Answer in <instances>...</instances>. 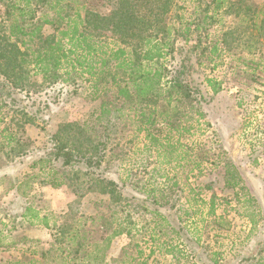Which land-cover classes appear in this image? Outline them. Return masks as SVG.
<instances>
[{"label": "rangeland", "instance_id": "obj_1", "mask_svg": "<svg viewBox=\"0 0 264 264\" xmlns=\"http://www.w3.org/2000/svg\"><path fill=\"white\" fill-rule=\"evenodd\" d=\"M13 1L0 2V22L7 19V6ZM234 1L240 0H173L168 21L178 31L175 51L166 64L170 70L182 60L193 66L188 80L192 86L203 83L204 116L182 137L187 156L180 167L165 163L154 151L144 152L145 133L139 131L134 112L126 111L121 123L109 128L104 175L119 184L122 201L84 190L78 202L68 185L51 186L52 169L63 173L60 163L43 171L31 168L39 157L48 156L50 138L60 125L96 124L100 101L92 99L89 83L82 79L75 84L53 83L36 75L25 91L6 99L0 114V264H30L51 248L56 231L31 226L20 217L29 205L41 216H61L72 209L75 217L93 216L101 210L110 220L116 218L113 228L119 229L122 222L131 233L124 231L113 240L110 263L120 261L124 250L134 258L142 250L147 264H264V0H241L242 7ZM203 16L212 20L206 30L197 31ZM189 23L186 43L183 33ZM52 31L44 29L46 35ZM216 39L222 49L218 57L209 59L192 50L198 40L206 47ZM207 77L222 82L223 91L213 95L204 83ZM24 115L34 123H23ZM104 131L101 127L105 136ZM198 160L204 163L201 172L189 173L190 162ZM230 164L242 178L234 189L225 185ZM120 179L126 180L125 187ZM142 190H153L150 200ZM213 194L216 215L209 212ZM153 197L162 205H154ZM154 210L169 222L167 236L162 235L159 243H169L173 252L165 253L163 246L147 258L154 246L150 239Z\"/></svg>", "mask_w": 264, "mask_h": 264}, {"label": "trees", "instance_id": "obj_2", "mask_svg": "<svg viewBox=\"0 0 264 264\" xmlns=\"http://www.w3.org/2000/svg\"><path fill=\"white\" fill-rule=\"evenodd\" d=\"M232 4L242 7L241 0ZM172 7L173 0H14L7 6V19L0 22V114L6 99L25 91L36 75L53 83L75 84L82 79L90 84L92 99L100 101L96 124L60 125L50 138L53 147L48 156L39 157L31 166L43 171L53 162L60 163L63 173L52 169L55 180L51 186L68 185L78 202L86 194L84 190L110 196L114 201L123 200L119 184L104 175V162L108 130L117 126V121L121 123L126 111L134 112L141 125L139 131L145 133L144 152L154 151L165 163L179 167L186 160L181 140L190 134L194 123L199 125L206 98L200 89L203 83L192 86L188 80L191 64L182 60L172 70L167 67L178 31L168 21ZM177 20L183 24L180 16ZM208 20L212 18L203 16L195 29L206 30ZM45 27L52 28V33L46 35ZM190 32L189 23L183 33L186 43ZM220 44L216 39L210 46L202 47L198 40L192 50H200L199 55L212 59L221 55ZM184 50L180 48V52ZM204 83L213 95L223 91L222 82L216 79L207 77ZM23 117V123H34L27 115ZM104 120L106 124L102 123ZM10 140L15 138L11 136ZM190 163L189 173L201 172L202 161ZM119 182L125 187L126 180ZM241 183L238 169L233 164L226 165V187L234 189ZM142 192L148 199L153 195V190ZM152 199L154 205H162ZM215 200L213 194L209 200L213 215ZM72 210L61 217L53 213L41 216V211L32 205L24 208L20 217L31 226L56 231L51 248L39 258H32L30 264H147L142 250L137 251L139 258L124 250V258L110 263L108 251L113 240L131 230H125L122 222L119 229L113 228L116 218L110 220L101 210L93 216L80 217H75ZM152 213L154 228L150 239L154 246L147 258L163 246L165 253L173 252L169 243H159L162 235L167 236L169 222L158 210ZM170 233L179 235L174 228H170Z\"/></svg>", "mask_w": 264, "mask_h": 264}]
</instances>
